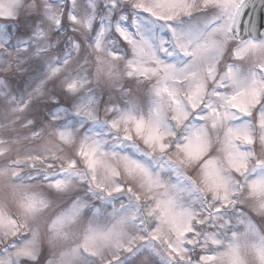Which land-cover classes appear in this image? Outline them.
Segmentation results:
<instances>
[{
    "label": "snow or ice",
    "instance_id": "snow-or-ice-1",
    "mask_svg": "<svg viewBox=\"0 0 264 264\" xmlns=\"http://www.w3.org/2000/svg\"><path fill=\"white\" fill-rule=\"evenodd\" d=\"M0 264H264V0H0Z\"/></svg>",
    "mask_w": 264,
    "mask_h": 264
}]
</instances>
